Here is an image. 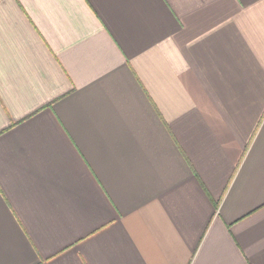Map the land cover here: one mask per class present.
I'll list each match as a JSON object with an SVG mask.
<instances>
[{
  "label": "crops",
  "instance_id": "0c3cea01",
  "mask_svg": "<svg viewBox=\"0 0 264 264\" xmlns=\"http://www.w3.org/2000/svg\"><path fill=\"white\" fill-rule=\"evenodd\" d=\"M0 264H264V0H0Z\"/></svg>",
  "mask_w": 264,
  "mask_h": 264
}]
</instances>
